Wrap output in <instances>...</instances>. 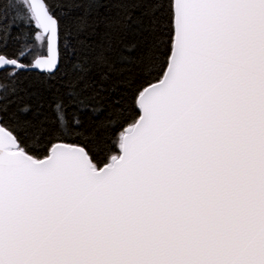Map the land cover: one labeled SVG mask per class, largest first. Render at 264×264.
<instances>
[{"label": "snow or ice", "instance_id": "obj_1", "mask_svg": "<svg viewBox=\"0 0 264 264\" xmlns=\"http://www.w3.org/2000/svg\"><path fill=\"white\" fill-rule=\"evenodd\" d=\"M113 3L94 26L74 13L103 0H61L65 26L48 0H0L7 95L20 71L67 58L70 72L52 131L0 96V264H264V0H168V52L158 71L140 60L156 79L141 77L133 115L117 95L129 58L87 35L129 29Z\"/></svg>", "mask_w": 264, "mask_h": 264}, {"label": "trees", "instance_id": "obj_2", "mask_svg": "<svg viewBox=\"0 0 264 264\" xmlns=\"http://www.w3.org/2000/svg\"><path fill=\"white\" fill-rule=\"evenodd\" d=\"M56 9L57 15L61 17L62 24L67 26L71 18L64 12L60 3L61 0H48ZM168 0H124L122 5L123 12H126L131 17V24L127 31L113 34L111 29L106 26H99L95 32L90 28L87 35L97 44H107L111 41L112 51L111 56L118 59L121 56L129 58V63L124 66V73L127 83L125 89L118 92L117 95L121 98V104L124 109L129 111L126 115H133L131 113V96L134 88L138 86L141 77L155 81L156 76L151 70H144L141 72L140 60L145 53L149 56H155L157 60L156 71L160 65L164 63L165 54L168 52V25L169 15L167 9ZM104 8L94 9L91 15L86 9H78L74 15H82L86 17L87 23L96 25L97 19L102 13H108L110 17L119 14V9L113 0H103ZM164 5L161 7V5ZM71 7V6H69ZM151 25V28L147 26ZM136 45L134 50H128L130 46ZM24 47V42H11L9 44L8 55H14L18 49ZM31 56L24 58V63L27 64ZM9 70L0 71V96H6L5 103L8 105V114H20L19 110L24 105H30L32 112L26 115H21V118L32 120L37 124H42L48 131H52L55 127V113L52 107V102L57 96H64L65 100V81L70 78L69 60L62 58L59 69L54 75L46 73L23 70L16 76V95H7V87L9 83ZM95 106L100 109L98 119L103 120L108 115L111 109V101L107 96H101L93 101ZM71 115L73 109L68 108ZM92 114L89 113V116ZM84 119L87 120L86 117ZM123 129L119 127V122L110 126L109 136L115 139ZM69 138L68 142H72ZM118 152V149H117Z\"/></svg>", "mask_w": 264, "mask_h": 264}, {"label": "water", "instance_id": "obj_3", "mask_svg": "<svg viewBox=\"0 0 264 264\" xmlns=\"http://www.w3.org/2000/svg\"><path fill=\"white\" fill-rule=\"evenodd\" d=\"M2 70H5V69H0V71H2ZM26 70H28V71H35V72H41V73H45L44 71H41V70H39V69H35V68H29V69H26ZM57 71V70H56ZM55 71V72H56Z\"/></svg>", "mask_w": 264, "mask_h": 264}]
</instances>
